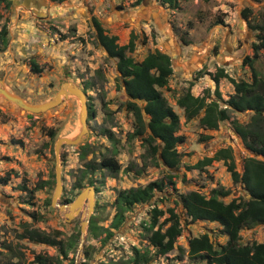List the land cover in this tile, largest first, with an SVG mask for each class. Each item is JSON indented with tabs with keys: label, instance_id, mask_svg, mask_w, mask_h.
<instances>
[{
	"label": "rangeland",
	"instance_id": "374dc122",
	"mask_svg": "<svg viewBox=\"0 0 264 264\" xmlns=\"http://www.w3.org/2000/svg\"><path fill=\"white\" fill-rule=\"evenodd\" d=\"M134 1L0 3V29L7 27L9 40L5 46L0 44V79L33 102L52 97L64 80H73L87 91L89 134L81 144L62 148L61 202L77 196L87 186L95 187L96 204L91 219L102 232L98 236L87 234L84 248L89 257L83 253L77 264L121 261L133 254L135 246L151 249L152 259L146 264H208L189 254L190 239L209 233L215 246H219L228 236L218 222L191 221L182 208L181 195L191 190L210 195L213 188L219 187L229 190L226 201L247 196L244 185L233 181L224 160H215L203 169L188 166L214 156L220 148L231 147L237 169L242 173L244 159L252 154L233 120L247 124L252 112H231L230 119L221 122L218 129H206L198 117L186 119L177 98L189 88L196 96L211 93L209 99L215 97L214 78L221 68L236 80L252 81L253 68L264 78V49L255 56L251 42V24L264 25V11L252 9L248 21L243 16L244 0H178L175 7L152 0L149 6L162 13L153 22L148 13H143L147 5L141 11V5ZM111 2H115L116 8L107 6ZM120 10L127 16H121ZM93 15L101 18L105 31L118 36L121 45L134 35L136 47L128 54L135 59L142 60L157 49L172 57L173 73L161 90L179 114L178 134L185 137L177 145L181 157L177 170L164 164L154 165L147 156L145 134L134 135L136 119L127 105L129 97L118 59L110 57L99 43ZM138 15L147 20L139 23L131 18ZM247 55L254 56L253 62H243ZM34 62L41 71H34ZM219 89L223 98L219 102L223 104L234 92V85L224 77ZM77 125L75 99L65 100L48 114L0 109V178L9 177L8 183L0 182V264L9 259L20 264H41L38 255L52 256L54 264H68L72 259L75 264L77 251L63 259L59 246L38 243L22 235L26 227L37 228L58 235L65 243L77 241L78 249L82 213L68 222L52 206L56 187L55 141L60 136L72 135ZM52 131L55 137H51ZM113 154L122 164L118 172L100 167L101 160ZM161 178L168 182L167 187L158 190L151 200L135 204L120 228H112L119 189L145 186ZM91 181L94 184H89ZM24 185L31 192L22 189ZM155 206L165 211L160 222L170 215L169 208L181 216L182 233L175 248L163 256L155 254L146 229ZM255 241H264L262 224L241 231L242 243ZM15 254L18 257H13Z\"/></svg>",
	"mask_w": 264,
	"mask_h": 264
},
{
	"label": "trees",
	"instance_id": "16d2710c",
	"mask_svg": "<svg viewBox=\"0 0 264 264\" xmlns=\"http://www.w3.org/2000/svg\"><path fill=\"white\" fill-rule=\"evenodd\" d=\"M164 4L175 7L178 0H158ZM10 0H0V3ZM252 8L247 7L243 12L245 18H249ZM94 25L98 33V41L105 48L110 57L118 59V69L123 75L124 87L129 97L127 102L130 112L135 115L136 129L134 135H143L149 156L154 165L164 164L169 169L180 167L181 157L177 145L185 140V137L178 134L180 129V116L170 105L161 88L166 87L169 78L173 73L171 56L157 50L150 52L142 60H137L128 54L136 47L134 35H131L127 44H119L117 35L105 34L102 23L94 18ZM251 28H255L251 24ZM264 29V26H262ZM261 43L254 46L255 56L264 48V34L260 37ZM8 29L3 26L0 29V44H8ZM253 57L247 55L243 62H253ZM34 71L39 72L40 67L36 62L32 65ZM228 78L234 85V92L230 97L220 103L222 98L219 89L221 78ZM217 88L212 99L211 93L207 95H194L189 88L177 98L178 105L184 109L187 120L199 118V123L206 129H218L221 122L230 119L231 112L244 113L252 112L250 122L241 123L233 120L236 131L240 134L243 142L250 150V156L244 159V170L239 172L234 160L231 147L220 148L214 156H206L198 160L189 168L203 169L215 160H224L228 170L231 172L235 183H242L246 198H233L226 201L229 190L224 188H213L210 195L199 190H191L181 195V205L191 221L206 220L221 224L224 233L228 236L225 243L215 246L209 233L192 237L189 241V254L196 258L207 261L208 264H264V241L253 243L241 242V231L246 227L258 224L264 225V78L253 68L252 81L236 80L223 68L215 75ZM94 114V111H93ZM55 131L51 137H55ZM85 158L86 154L83 153ZM100 167L108 168L118 172L122 164L115 157V154L104 157ZM95 168V167H94ZM9 177L0 178L3 184L8 183ZM172 181V180H170ZM164 178L156 179L145 186L119 189L115 207L116 213L111 223L112 228H120L126 218V213L135 205L151 200L156 192L163 191L167 187ZM89 184H94L92 181ZM22 189L31 190L25 185ZM76 197V196H75ZM75 197L66 198V202L72 201ZM170 215L160 222V217L165 211L157 206L152 208V220L146 226L149 232L148 241L155 249L156 255H166L176 245L178 236L182 233L181 216L174 208H169ZM91 219L88 233L98 236L102 231ZM111 234L112 231L106 228ZM24 238L44 243L51 246H59L63 259L69 257L70 252L77 251V241L65 243L58 235L41 231L37 228L26 227ZM0 253H2L0 251ZM86 257H89L84 248ZM151 249L134 247V252L128 258L121 261H111L107 264H146L152 259ZM18 257V255H13ZM52 256L38 255L37 261L41 264H54ZM61 261V260H60ZM72 259L68 264H73ZM2 264H20L12 259Z\"/></svg>",
	"mask_w": 264,
	"mask_h": 264
},
{
	"label": "water",
	"instance_id": "95a60500",
	"mask_svg": "<svg viewBox=\"0 0 264 264\" xmlns=\"http://www.w3.org/2000/svg\"><path fill=\"white\" fill-rule=\"evenodd\" d=\"M152 4V0L149 2ZM252 6H257L253 0H248ZM75 99L78 106V125L76 131L69 136H60L55 141L56 157V187L52 197V206L57 208L65 221L70 222L82 213L81 219V237L77 249L76 262L84 252V243L88 234V228L91 222L96 200V189L93 186H87L70 202H61L62 196V177H61V151L64 145H79L84 137L89 134V107L87 91L73 80H64L60 83L56 93L49 99L41 102H33L17 92L13 91L0 79V109H8L16 112H28L31 114H48L52 110L61 107L65 100ZM84 208L87 210V217L84 216Z\"/></svg>",
	"mask_w": 264,
	"mask_h": 264
},
{
	"label": "flooded vegetation",
	"instance_id": "af4514ba",
	"mask_svg": "<svg viewBox=\"0 0 264 264\" xmlns=\"http://www.w3.org/2000/svg\"><path fill=\"white\" fill-rule=\"evenodd\" d=\"M37 2V0H26V4H29V3H33V2ZM115 1V0H114ZM156 1H158V0H156ZM255 3H257L258 5L257 6H252V5H250L249 3H248V0H244L243 1V4H244V8L243 9H246L247 7H250V8H252V9H258V11H264V0H253ZM150 2V0H135L134 1V3H136L137 5H141V11H143V9H144V7H145V5H147L146 7H148L149 9H150V11L148 10V8H147V10H145V11H143V13L145 14V13H148L149 14V17H150V19L149 20H151V21H156L157 20V16L158 15H162V13H160V12H158L157 10H156V8H154V7H150L149 6V3ZM152 3H153V1H152ZM113 6L114 8H116V4H115V2H111V3H109V4H107V6ZM171 7V5L170 4H168V7ZM121 11V16H127L124 12H123V10H120ZM244 16V15H243ZM93 18H96V19H98L101 23H102V27H103V22L101 21V18L98 16V15H93L92 16ZM131 18L132 19H137V21L139 22V23H141V22H143V21H145V20H147V19H145L144 17H142L141 15H138L136 18L133 16H131ZM245 18V17H244ZM246 20H248V21H250L251 20V17L249 16V18H245ZM262 26H264L263 24L261 25V24H258V25H255V28H251L252 30V32H253V35H252V37H251V42L253 43L252 44V48L254 49V46L256 45V44H260L261 43V39H260V37H262L263 36V34H264V29H262ZM95 29H97L96 28V26H95ZM175 30V29H174ZM104 32H105V34H108V35H112V34H109L107 31H105L104 30ZM131 37V36H130ZM181 38V41H182V43H184L185 44V40L182 38V37H180ZM129 42V41H128ZM127 42V43H128ZM262 49H264V48H262ZM157 50H159V49H157ZM157 50H155V51H151V52H156ZM261 50V49H260ZM259 50V51H260ZM161 51V50H160ZM258 51V52H259ZM163 52V51H162ZM255 49H254V55H255ZM257 52V53H258ZM128 53H132L131 51H128ZM150 53V52H149ZM166 53V52H165ZM168 54V53H167ZM148 55V54H147ZM146 55V56H147ZM145 56V57H146ZM253 56V55H252ZM144 57V58H145ZM171 60H172V57H171ZM201 68V67H200ZM197 71V70H196ZM193 73H195V71H193Z\"/></svg>",
	"mask_w": 264,
	"mask_h": 264
},
{
	"label": "bare ground",
	"instance_id": "6f19581e",
	"mask_svg": "<svg viewBox=\"0 0 264 264\" xmlns=\"http://www.w3.org/2000/svg\"><path fill=\"white\" fill-rule=\"evenodd\" d=\"M84 216L87 217V210L84 208Z\"/></svg>",
	"mask_w": 264,
	"mask_h": 264
},
{
	"label": "crops",
	"instance_id": "0c3cea01",
	"mask_svg": "<svg viewBox=\"0 0 264 264\" xmlns=\"http://www.w3.org/2000/svg\"><path fill=\"white\" fill-rule=\"evenodd\" d=\"M205 58V57H204ZM198 62V61H197ZM179 72H181V69H179V68H176ZM196 69H198V67L197 68H195L194 70H196Z\"/></svg>",
	"mask_w": 264,
	"mask_h": 264
}]
</instances>
